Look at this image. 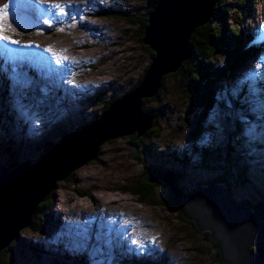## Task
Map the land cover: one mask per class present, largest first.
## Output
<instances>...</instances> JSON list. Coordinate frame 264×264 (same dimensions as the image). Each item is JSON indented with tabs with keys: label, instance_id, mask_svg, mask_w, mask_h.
Wrapping results in <instances>:
<instances>
[{
	"label": "rangeland",
	"instance_id": "obj_1",
	"mask_svg": "<svg viewBox=\"0 0 264 264\" xmlns=\"http://www.w3.org/2000/svg\"><path fill=\"white\" fill-rule=\"evenodd\" d=\"M5 4L12 26L5 34L20 44L0 42V172L35 162L44 146L85 126L102 113L100 98L125 94L152 60L135 22L103 14L109 7L143 13L152 0H0V8ZM237 6L215 21L262 46L233 80L215 88L214 97L236 101L237 112L226 113L217 102L193 108L165 78L159 97L144 104L158 116L137 141L138 155L129 153V135L103 141L91 160L55 183L46 217L31 214L0 250L3 264H225L209 230L200 231L178 207L140 202L129 188L147 162L175 170L182 190H195L216 175L199 151L225 150L229 143L245 158L253 185L232 187V200L262 199L264 206V0H238ZM21 15L30 27L20 26ZM158 186L157 199L167 201V188Z\"/></svg>",
	"mask_w": 264,
	"mask_h": 264
},
{
	"label": "water",
	"instance_id": "obj_2",
	"mask_svg": "<svg viewBox=\"0 0 264 264\" xmlns=\"http://www.w3.org/2000/svg\"><path fill=\"white\" fill-rule=\"evenodd\" d=\"M216 0H158L148 13L142 42L155 53L136 88L116 98L101 116L80 131L62 138L59 145L36 162L8 169L0 176V250L29 224L35 206L58 180L91 160L99 145L109 139L136 133L139 139L151 127L154 116L142 110V98L156 94L164 74L178 69L190 57L189 38L195 27L208 21ZM26 17H19L22 28ZM30 23V22H29ZM134 156L135 144L128 147ZM142 178L161 180L171 187L173 202L200 231L209 230L225 264H264V221L245 204L229 199L224 184L210 182L195 193L175 186L176 174L154 169ZM259 180L264 181V172Z\"/></svg>",
	"mask_w": 264,
	"mask_h": 264
},
{
	"label": "trees",
	"instance_id": "obj_3",
	"mask_svg": "<svg viewBox=\"0 0 264 264\" xmlns=\"http://www.w3.org/2000/svg\"><path fill=\"white\" fill-rule=\"evenodd\" d=\"M158 0H152V5L150 8L141 13V12H130L125 10L123 7H109L106 8L103 12L104 16L116 17L119 19H125L130 23L135 22L139 27V40L142 43V47L148 52V54L153 58L155 56L154 51L146 44L142 42L144 29L148 24V13L153 10L156 6ZM238 0H216L213 8V14L208 19L207 22L198 25L195 27L194 31L190 35L189 44L191 46V55L189 58L185 59L177 70L164 74L160 81V86L156 92V94L152 97H143L142 98V110L150 115H153L156 119L158 116L157 112L150 111L148 108L144 107V104L147 102H153L156 100L163 87V80L165 78L173 79V86L178 90V92L182 95L183 99L186 100L192 107H200L203 110L205 108L211 107L214 103L220 104L224 108H227L228 112L233 108L235 110L231 111V113L237 112L238 103L231 99H228L227 96H223L221 98L214 97L216 86L223 81L224 79H228L231 81L235 78L238 71L242 68L244 63L255 56L257 53H260L262 50V46L258 47L257 44H248L249 40L245 39L244 33L241 32L240 28L232 27V25L226 26L225 21L218 19L215 21L214 16L223 15V11H235L237 9ZM239 8V7H238ZM222 12V13H221ZM141 13V14H140ZM102 14V13H101ZM216 22V23H215ZM134 24V23H133ZM246 36H249L248 34ZM222 57L223 62L217 63L216 59ZM150 64V63H149ZM149 64L146 65L144 69V73L148 68ZM144 73L140 76L137 83L126 93L130 92L134 88L138 86ZM125 93V94H126ZM119 96H111L100 98L98 103L102 104L103 111L107 109L109 104L113 102ZM228 100L229 106L224 104L222 101ZM228 106V107H227ZM235 107V108H234ZM102 111V113H103ZM157 111V110H155ZM96 115L92 120H90L85 126H82L75 133L80 131L82 128L91 124L94 120L98 119L101 114ZM243 115H250L248 110L245 109L242 112ZM5 116V115H4ZM229 117V116H228ZM155 119V120H156ZM153 124V122H152ZM152 126L145 132L144 135L150 133L152 130ZM71 134L64 133L62 137L53 144H49L44 146V148L39 153L35 162L45 153L56 147L60 144L62 138L66 135ZM136 133H133L130 136L131 143L135 144L138 148L139 139H136ZM142 137V136H141ZM207 150H200V154L203 158H207V160H202L205 163V167L212 168L215 170L216 175L208 180L210 182H217L224 184L228 190L229 199L232 200V187L235 188H250L253 186L247 177V168L246 161L243 155H240L239 150H236V146L234 144H226L225 150H222L220 146H215V150H208V153H205ZM138 155V151L135 156ZM34 163V162H26L22 164H12L5 170L0 172V176L6 172L7 169L16 168L25 166L26 164ZM142 164V172L140 173V177L137 181L134 182L133 186L129 189L139 195V201H150L155 204H166L168 206H172L177 209V205L173 202V194L171 191V187L165 184L161 180H155L153 182L145 181L142 176L146 172H150L154 169H160L164 171H172L176 174L175 178V186L179 189H183L179 183V175L178 173L171 168H158L156 166H152L147 162H143ZM158 184H163L168 190V200H158L157 199V191ZM201 188V184L195 190L183 191V193H195ZM257 193V190L254 191ZM49 192L36 206L32 214H38L41 216L43 220L45 216V209L48 205L45 203L47 199H49ZM234 201V200H232ZM235 202V201H234ZM262 199H259L257 202L243 199L237 201L236 203L245 204L253 209L256 212L259 219L264 221V206L261 205ZM179 208V207H178ZM182 214V213H181ZM27 226V225H26ZM208 234L207 232H204ZM216 246V243H214ZM0 264L1 262V254H0Z\"/></svg>",
	"mask_w": 264,
	"mask_h": 264
},
{
	"label": "snow or ice",
	"instance_id": "obj_4",
	"mask_svg": "<svg viewBox=\"0 0 264 264\" xmlns=\"http://www.w3.org/2000/svg\"><path fill=\"white\" fill-rule=\"evenodd\" d=\"M15 2V0H14ZM40 3H47V0H39ZM8 4H5L3 8H0V42L7 41L10 44L13 45H19L20 41L13 39L12 36L5 34L6 32H9L12 30L11 23H9V13H8ZM54 8L59 9L60 11H63V7L60 4H54ZM62 31V29H60ZM48 52H53V49L51 46L47 49ZM54 55H58V53H54ZM63 59H68V57H63Z\"/></svg>",
	"mask_w": 264,
	"mask_h": 264
},
{
	"label": "bare ground",
	"instance_id": "obj_5",
	"mask_svg": "<svg viewBox=\"0 0 264 264\" xmlns=\"http://www.w3.org/2000/svg\"><path fill=\"white\" fill-rule=\"evenodd\" d=\"M33 10H34V9H33ZM34 12H36V18H39V20L42 21V19H41L42 13L39 12V11H36V10H34ZM82 31H83V30H82ZM77 34H79V33H77ZM79 35L81 36V35H83V34H79ZM86 35H87V34H86ZM85 45H87V44H85ZM41 52L44 53L45 51L42 50ZM45 75L48 76L46 73H45ZM82 208H83V209H88L89 207L86 206V205H84ZM40 247L44 248L42 242H41V244H40Z\"/></svg>",
	"mask_w": 264,
	"mask_h": 264
}]
</instances>
